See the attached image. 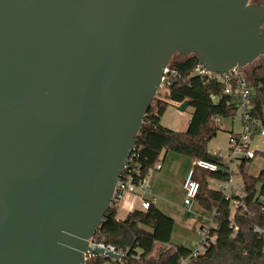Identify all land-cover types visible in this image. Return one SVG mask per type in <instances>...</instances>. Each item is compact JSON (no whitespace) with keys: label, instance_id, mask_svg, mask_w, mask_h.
<instances>
[{"label":"water","instance_id":"water-1","mask_svg":"<svg viewBox=\"0 0 264 264\" xmlns=\"http://www.w3.org/2000/svg\"><path fill=\"white\" fill-rule=\"evenodd\" d=\"M176 54L264 62V5L0 0V264L121 259L89 241Z\"/></svg>","mask_w":264,"mask_h":264},{"label":"trees","instance_id":"trees-1","mask_svg":"<svg viewBox=\"0 0 264 264\" xmlns=\"http://www.w3.org/2000/svg\"><path fill=\"white\" fill-rule=\"evenodd\" d=\"M198 64V59L193 56L172 63L178 77L164 96L155 98L123 177L131 175L135 183L144 182L169 152L187 156L192 161H210L221 167L227 165L220 154L208 151V144L217 137L220 121L237 115V106L225 94L223 84L205 82L193 75ZM253 82L257 90L252 98V118L264 127V78ZM185 101H189L194 109L187 131L177 132L162 125V117L171 104L179 107ZM259 152L255 151L254 159L260 155ZM254 159L243 160L238 166L237 175L244 186L243 198L239 199L235 211L232 201L209 184L210 179L228 181L229 173L224 169L211 172L194 168L195 180L200 185L196 203L214 215L209 236L215 237V241L189 264H264V168L258 174L246 170ZM149 201L151 206L148 210L136 209L124 220H118V202L113 200L94 239L123 251L126 264H180V260L188 257L193 249L172 242L176 225L174 218L158 208L154 200ZM159 247L163 250L158 258H153ZM106 261L112 262L98 256L91 264H104Z\"/></svg>","mask_w":264,"mask_h":264},{"label":"built area","instance_id":"built-area-1","mask_svg":"<svg viewBox=\"0 0 264 264\" xmlns=\"http://www.w3.org/2000/svg\"><path fill=\"white\" fill-rule=\"evenodd\" d=\"M193 75L201 77L205 82L217 81L225 86V94L230 96L237 106V115L242 122V131L237 134H231L229 137L230 152L226 157L227 165L225 167H221L218 164L210 161H195L194 167L189 170L183 183V190L185 192L184 205L190 207L192 204H194L199 193L200 185L195 180V167L211 172H217L220 169H224L229 173V179L225 182L216 181L219 184V188L217 190L222 191L226 198L232 201V207L235 211L239 205V199L243 198L244 186L243 181L240 177H238L239 175H237L239 170L238 166L243 160L249 161L254 159L255 151L251 146L253 142V135L256 133V131H260V134L264 136V127L261 126L260 121L254 120L252 118L251 113L252 98L257 90V87L249 78L246 68L241 67H236L226 73H212L199 63L196 66ZM177 77L178 74L173 70L171 62L164 71V76L162 78L158 95L161 94L164 96L167 93L172 81ZM212 98L214 99V97ZM132 156L128 163L132 160ZM161 168L162 167L159 164L157 169L160 170ZM145 182L146 180L140 184H137L131 175H125L123 177L122 173L116 185L114 200L119 204V202L122 201L126 196H132L140 200L141 210H148L151 206V202L149 201V198H147V196L150 194V191L146 187ZM209 229L210 227L202 229V242L195 250H192V253L188 257L182 258L180 260V264H189L191 261L197 259L198 256L206 252L207 248L212 244V242L215 241V237L210 238ZM89 246L90 248H100L108 252L116 253L121 256V259L118 261L113 260L112 262L126 264L124 263L125 253L111 244L97 242L94 238H92L89 241ZM95 257H98V255L91 251H87L84 254L85 264H91ZM134 258L139 259V256H135Z\"/></svg>","mask_w":264,"mask_h":264},{"label":"rangeland","instance_id":"rangeland-1","mask_svg":"<svg viewBox=\"0 0 264 264\" xmlns=\"http://www.w3.org/2000/svg\"><path fill=\"white\" fill-rule=\"evenodd\" d=\"M259 1L264 3V0ZM185 58L186 57L176 54L171 62L174 63L176 61H182ZM246 72L249 78H252V81L264 78L263 62L256 61L246 68ZM160 96L162 97L163 95L160 94ZM193 111L194 109L190 106L187 107L185 111H180L179 107L171 104L162 117V125L173 131L185 132L188 129ZM219 125L220 130L217 137L209 142L208 151L211 154L228 156L230 152L229 137L232 134V131H234L235 134L242 131V122L239 116L235 115L233 117L223 119L220 121ZM251 147L254 151H260V155L253 160V163L248 166L246 170L252 174H258L259 171L264 168V138L255 137ZM160 165L163 169L159 170L156 167L150 171L147 177L146 187L150 191L148 197L154 200L157 207L167 215H170L171 217L174 214L177 215L172 242L176 245H184L195 250L202 242V230L199 228L194 229L191 225H189L188 219L193 212H189L186 210L187 207H184L185 192L183 190V183L189 170L193 167V161L187 156L175 152H169L164 160L160 162ZM209 184L212 189L217 190L219 188V184L216 181L214 182L213 180H210ZM194 203H196V201ZM132 204H136L139 209L141 207V203L138 198H135ZM196 205L198 204L196 203ZM124 208L125 207L121 204L118 217H124ZM194 208L197 209L195 206L193 209ZM162 250V247L156 248L153 258H158L159 253ZM104 264L111 263L106 261Z\"/></svg>","mask_w":264,"mask_h":264},{"label":"crops","instance_id":"crops-1","mask_svg":"<svg viewBox=\"0 0 264 264\" xmlns=\"http://www.w3.org/2000/svg\"><path fill=\"white\" fill-rule=\"evenodd\" d=\"M232 134H235L234 131H232ZM255 137L264 138V136H262L260 134V131H256V133L253 135V140L255 139ZM255 151H257V150H255ZM222 157L227 161V159H226L227 156L222 155ZM194 163H195V161H193V167H194ZM161 169H163V167ZM210 180H212V179H210ZM213 181L215 182V180H213ZM146 182H147V179H146ZM147 198L150 199V197H148V196H147ZM134 199L135 198L132 196H126L122 201L119 202V204H118V215H117L118 220H124L128 216V214H130L131 212H133L136 209H139L136 204L135 205L132 204V202H134ZM121 204L123 207H125L124 208L125 210H123L124 211V217L123 218L118 217L119 216V208H120ZM194 206L197 207V209H195V208L193 209ZM184 207L186 208L187 206L184 205ZM186 210H188L191 213L193 212V214L189 213L193 216L190 215V218L188 219V221H189V225H191L194 229L199 228L202 230L203 228L212 226L214 215L212 213H208V212L204 211L198 205H196V203L192 204L190 207H187ZM176 216L177 215H175V214L172 215V218H174L175 223H176ZM190 249H191V247H190ZM110 263L113 264V262H110Z\"/></svg>","mask_w":264,"mask_h":264},{"label":"flooded vegetation","instance_id":"flooded-vegetation-1","mask_svg":"<svg viewBox=\"0 0 264 264\" xmlns=\"http://www.w3.org/2000/svg\"><path fill=\"white\" fill-rule=\"evenodd\" d=\"M252 2H253V3H256V4L264 5V3H261L259 0H257V1L252 0ZM257 61L263 62V59L260 58V59H258ZM263 64H264V62H263Z\"/></svg>","mask_w":264,"mask_h":264}]
</instances>
